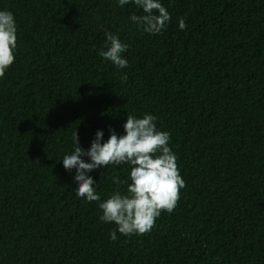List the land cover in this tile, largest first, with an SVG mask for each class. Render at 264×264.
<instances>
[{
  "label": "trees",
  "instance_id": "1",
  "mask_svg": "<svg viewBox=\"0 0 264 264\" xmlns=\"http://www.w3.org/2000/svg\"><path fill=\"white\" fill-rule=\"evenodd\" d=\"M162 2L171 22L152 35L135 4L0 0L18 24L0 78V264H264V0ZM109 31L129 44L125 69L99 55ZM145 113L185 186L150 232L112 240L61 157L76 131L87 148ZM131 167L91 173L101 200L127 192Z\"/></svg>",
  "mask_w": 264,
  "mask_h": 264
},
{
  "label": "clouds",
  "instance_id": "2",
  "mask_svg": "<svg viewBox=\"0 0 264 264\" xmlns=\"http://www.w3.org/2000/svg\"><path fill=\"white\" fill-rule=\"evenodd\" d=\"M117 3L121 8L135 4L142 9V15L134 13L130 20L152 35L162 34L171 22V14L162 0H117ZM178 26L181 30L187 27L183 18ZM105 36V47L99 50V55L117 69L128 67L125 53L129 44L110 31ZM17 40L15 14L11 10L0 9V78L16 59ZM157 119L152 113L139 117L128 114L123 134L110 127L109 138L105 140L104 130L99 129L87 148L79 142L76 131L73 150L61 157L67 171L75 169L72 178L76 182L73 187L76 195L88 202H99L102 210L100 220L115 223L116 228L109 234L112 240L118 239L117 232L125 236L150 232L162 211L173 212L180 199V190L185 186L177 156L170 146L171 134L157 127ZM125 164L132 166L127 192L116 190L101 200L97 191L98 181L91 173L104 166ZM113 182L118 186L119 178L114 176Z\"/></svg>",
  "mask_w": 264,
  "mask_h": 264
}]
</instances>
